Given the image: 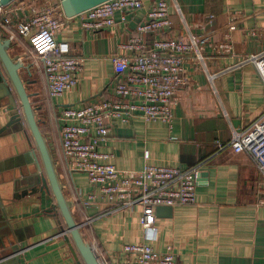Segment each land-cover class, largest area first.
Listing matches in <instances>:
<instances>
[{
    "label": "crops",
    "instance_id": "0c3cea01",
    "mask_svg": "<svg viewBox=\"0 0 264 264\" xmlns=\"http://www.w3.org/2000/svg\"><path fill=\"white\" fill-rule=\"evenodd\" d=\"M159 1L143 0L126 21L118 13L114 26L100 30L84 29L82 14L67 20L57 39L69 42L71 53L85 59L77 85L52 98L43 71L32 65L31 76L24 72L31 80L29 92H38L34 100L44 102L48 97L46 134L53 138L58 112L65 107L111 97L116 82L112 56L127 53L119 44L135 34ZM166 1L172 22L168 36L183 39L200 33L224 42L230 34L232 53L207 55L199 68L191 64V84L174 107L171 124L141 116L116 121L100 151L109 154L102 162L122 170L138 171L146 164L201 165L195 203L156 209L155 231L145 230L140 206L109 214V205L100 196L87 203L94 187L86 173L68 170L62 149L72 186L65 188L67 197L75 201L74 214L81 222L96 217L82 231L103 264H135L121 252L125 244L135 243H147L161 252L171 246L184 264H264L263 174L248 153L235 152L231 146L235 132L264 115V79L254 64L244 61L264 50V0ZM231 10L242 11L244 22L230 27ZM209 14L214 18H207ZM0 29L12 41L11 54L32 63L31 50L23 42L27 39L11 28ZM154 37L150 34L149 41ZM13 97L0 89V129L20 111L14 92ZM30 140L23 120L0 134V264H78L65 238L62 217L57 210H47L55 200L39 191L40 173H35Z\"/></svg>",
    "mask_w": 264,
    "mask_h": 264
},
{
    "label": "built area",
    "instance_id": "2783aa9c",
    "mask_svg": "<svg viewBox=\"0 0 264 264\" xmlns=\"http://www.w3.org/2000/svg\"><path fill=\"white\" fill-rule=\"evenodd\" d=\"M142 6L143 0L104 1L82 14V27L100 30L114 26L118 13L124 22L128 13ZM229 16L230 27L244 22L240 10H231ZM68 19L61 0H14L0 6V26L28 39L32 65L46 75L51 97L74 88L85 69V59L71 53L69 42L57 39ZM171 29L169 4L160 0L147 11L135 34L119 44L127 53L112 56L116 82L111 97L78 108L65 107L60 112L67 168L71 173H86L94 187L86 202L100 196L109 205V214L140 206L141 224L150 231H155L157 207L195 203L201 165L183 168L146 164L138 171L122 170L102 162L109 154L100 151V146L107 143L116 121L125 123L141 116L146 121L171 124L173 109L191 84V64L199 68L207 55L230 54L233 50L230 34H226L224 42H214L200 33H190L183 39L168 36ZM150 34L156 36L151 41ZM244 61L254 64L264 79V50ZM231 146L235 152H246L255 160L264 182V115L248 128L235 132ZM95 218L87 216L80 222L81 228L92 225ZM121 252L135 264H184L171 246L161 252L147 243L125 244Z\"/></svg>",
    "mask_w": 264,
    "mask_h": 264
},
{
    "label": "water",
    "instance_id": "95a60500",
    "mask_svg": "<svg viewBox=\"0 0 264 264\" xmlns=\"http://www.w3.org/2000/svg\"><path fill=\"white\" fill-rule=\"evenodd\" d=\"M12 1L14 0H0V6L8 5ZM61 1L65 15L72 18L107 0ZM11 44V39L5 37L0 29V89L3 88L5 93L13 100L14 92L20 103V111L16 112L7 124L0 129V134L15 123L22 120L25 122L31 135L30 144L36 167L35 173H40L39 178H37L39 191H45L55 197V204L53 208L47 209L48 212L57 210V213L62 217L66 226L64 229L65 238L78 264H103L93 245L86 239L81 223L75 217V201L68 198L65 193L64 184L60 179L57 161L53 153L52 137L44 134L41 129L38 109L32 99L33 94L27 88L31 80L23 75L24 72H27L30 76L33 74L32 63H25L21 60L23 57L18 54H11ZM13 105L17 107V103ZM160 208L171 210L173 206H159L157 212Z\"/></svg>",
    "mask_w": 264,
    "mask_h": 264
},
{
    "label": "trees",
    "instance_id": "16d2710c",
    "mask_svg": "<svg viewBox=\"0 0 264 264\" xmlns=\"http://www.w3.org/2000/svg\"><path fill=\"white\" fill-rule=\"evenodd\" d=\"M21 37L23 38L22 35H21ZM24 40H25V38H24ZM25 41H23V42L26 43L27 48L29 50H32V46H31L30 42L28 41V39L25 40ZM48 93H49V90H48ZM47 98H45V113H47V115L49 116L50 111H49V109L47 108V105H46V104H49V100ZM45 123H46L45 121H43L41 123V129H42V131H43L44 134H46V131L44 129ZM56 124H58V128H57V125ZM55 126L56 127L52 129V135H53L52 140L54 142L53 143L54 144L53 153H54L55 159L57 161V170H58L60 179H61L62 183L64 184V190H65L66 186H68L70 189H72L71 182H70V175H69V173L66 170L64 157L62 155V147H61L62 135H61V129H62V126H63V122L60 120L59 123H55ZM58 129H59V131H58ZM65 193H66V190H65ZM51 197L55 200V197L53 196V194H51ZM76 207H77V209H79L80 211H82L81 206H79V204H77ZM76 219H77V221L81 222L80 217L77 216Z\"/></svg>",
    "mask_w": 264,
    "mask_h": 264
},
{
    "label": "flooded vegetation",
    "instance_id": "af4514ba",
    "mask_svg": "<svg viewBox=\"0 0 264 264\" xmlns=\"http://www.w3.org/2000/svg\"><path fill=\"white\" fill-rule=\"evenodd\" d=\"M33 97L38 96V92L37 93H33ZM36 107L38 109V114H39V119L41 120V123L43 121H45V101L44 102H37L35 101ZM58 121H60V113L58 112Z\"/></svg>",
    "mask_w": 264,
    "mask_h": 264
},
{
    "label": "rangeland",
    "instance_id": "374dc122",
    "mask_svg": "<svg viewBox=\"0 0 264 264\" xmlns=\"http://www.w3.org/2000/svg\"><path fill=\"white\" fill-rule=\"evenodd\" d=\"M24 75V74H23ZM33 99V101L35 102V100H34V98H32Z\"/></svg>",
    "mask_w": 264,
    "mask_h": 264
}]
</instances>
